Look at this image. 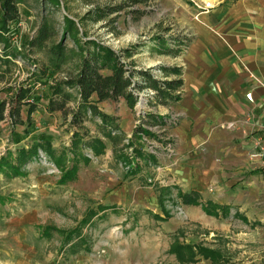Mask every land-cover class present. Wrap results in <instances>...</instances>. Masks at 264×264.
Returning a JSON list of instances; mask_svg holds the SVG:
<instances>
[{"label": "rangeland", "instance_id": "374dc122", "mask_svg": "<svg viewBox=\"0 0 264 264\" xmlns=\"http://www.w3.org/2000/svg\"><path fill=\"white\" fill-rule=\"evenodd\" d=\"M61 1L51 8L41 0H17L19 31L4 32L11 44L20 48L23 38L34 33L41 14L47 13L53 17L54 40L62 41L67 49L75 48L70 35L61 29L62 15L69 14L80 20L81 40L103 42L120 54L126 66L171 78L176 74L161 66L178 64L172 57H164L161 48L183 47L190 35L183 24L184 5L195 6L193 2L200 0ZM96 6L112 9L96 20L81 17ZM2 53L0 38V58ZM23 54L7 58L10 62L0 60V99H10L14 88L24 83L34 67L31 58L38 60L37 65L47 63L43 50L28 52L27 58ZM62 63L42 78L50 82L54 77H66L74 60L68 57ZM177 88L171 92L178 93ZM33 89L40 97L28 115V104H22L21 123L7 117L0 120V155L8 149L15 152L17 145L27 147L28 140L40 133L53 153L62 155L63 162L56 164L43 150L44 156L20 162L21 172L14 176L0 168V264H264V170L252 171L253 167L262 170L253 159L226 164L212 146L209 163L199 143L193 148L180 145L172 127L182 113L171 105L157 106L149 97L148 86L134 90L133 105L122 97L97 102L114 117L115 124L108 127L112 136H119L117 145L103 135L101 118L87 111L77 129L82 133L80 153L73 156L70 143L76 127L69 124V114L47 109L46 83L36 80ZM69 104L74 105V100ZM23 128L30 130L26 134ZM14 132L23 137L15 141ZM89 135L104 141L100 153L82 144ZM120 146L122 149H115ZM72 165L70 176L61 180L62 171ZM191 188L200 192L202 201L210 198L230 204L228 215L214 216L199 204L181 201L177 190ZM235 209L247 220L233 216ZM253 220L258 221L251 224ZM175 238L219 248L223 261L216 263L199 252L191 260L184 259L186 253L176 257L169 249Z\"/></svg>", "mask_w": 264, "mask_h": 264}, {"label": "trees", "instance_id": "16d2710c", "mask_svg": "<svg viewBox=\"0 0 264 264\" xmlns=\"http://www.w3.org/2000/svg\"><path fill=\"white\" fill-rule=\"evenodd\" d=\"M139 1V0H133ZM43 5L51 6V8L58 7L61 0H41ZM65 6V5H64ZM118 6H121L119 4ZM118 8V7H117ZM112 7L108 10L104 7H93L81 16L82 18L89 17L93 20L101 18L111 12ZM20 20L19 11L17 7V0H0V38L2 40L3 55L0 60L10 62L9 57L25 54L28 57V52H39L43 50L46 54L47 63L43 61L37 65V59L34 60L33 69L28 71V75L24 79V83L18 84L13 91L10 99H0V120L6 117L11 119L14 123L22 122L20 118V108L22 104H28L26 107V115L36 107L37 100L40 94L33 89V83L42 81L47 84L48 92L46 93V105L50 111H58L63 116L69 114V124H74L76 129L72 131L70 150L73 156L80 153L78 150V142L82 139L81 132L77 129L82 126V122L86 116V112H90L93 116L101 118V130L103 135L108 136L114 145H117L118 135L112 136L111 129L108 127L111 122L113 124V116L109 115L98 107L97 102L100 99H117L122 97L127 104L133 105L135 102V89H143V87H151L154 91L149 94L152 101L167 103L178 98L179 94L171 92L172 89L179 87L182 83L181 72L179 65L163 64L161 69L167 73H175L176 76L171 78L155 77L147 68H139L136 66H126L121 60L120 54L109 45L104 44L92 38L82 39L79 36L78 23L74 17L69 14L62 15V33H68L74 41L76 47L68 48L60 40H54L53 35L56 32L54 27L53 17L47 13L41 14L40 21L34 29V33L28 37H24L20 42L21 47L18 48L11 44L9 35L4 32L13 34L18 32V22ZM51 39V40H50ZM50 40L49 42H47ZM188 40V36L183 41V47L179 45L163 46L162 52L169 54L180 53ZM70 52H69V51ZM128 50H125V54ZM23 54V55H24ZM68 57L74 60V67L66 74V77H54L48 82L47 79L42 78L44 75H50V71H54L63 65V61H67ZM76 58V59H75ZM105 69V71L103 70ZM135 77V79L133 78ZM29 78L32 80L29 81ZM137 93V92H136ZM92 94L95 95L92 99ZM74 100L75 104H69ZM115 124V123H114ZM113 124V125H114ZM30 129H22L23 133L27 134ZM15 133V141H19L23 135L18 132ZM85 147H89L95 154L100 153L104 148V141L101 137L96 135L90 136L82 142ZM16 150L13 152L8 149L5 154L0 155V168L14 176L20 173L19 163L25 162L28 159L37 156L38 150L47 151L56 164H62V155L57 153L55 155L52 147L47 142V139L40 136V133L34 134L32 141L28 143L27 147L23 145L15 146ZM115 149H122V147H115ZM84 156V155H83ZM124 157V155H123ZM86 159V156L82 157ZM138 165V164H136ZM135 165V166H136ZM75 165L69 169H64L60 174L61 180H65ZM135 168V167H134ZM181 201L186 204H199L202 210L214 216L228 215L230 204L218 202L216 200L205 198L201 200L200 192L191 188L189 191L177 190ZM167 212V211H166ZM158 216V215H157ZM233 216H239L246 221L247 216L241 213L238 209L233 211ZM258 220H253L250 223L254 224ZM169 249L174 252L176 257H181L185 254L184 259H193L195 252H199L202 257L210 258L216 263L222 262V253L219 248L204 246L201 244H190L188 242L180 241L175 238L170 244ZM188 256V257H187ZM182 258V257H181Z\"/></svg>", "mask_w": 264, "mask_h": 264}, {"label": "crops", "instance_id": "0c3cea01", "mask_svg": "<svg viewBox=\"0 0 264 264\" xmlns=\"http://www.w3.org/2000/svg\"><path fill=\"white\" fill-rule=\"evenodd\" d=\"M210 2L207 9L184 5L188 40L180 53H162L182 69V84L176 89L179 96L156 103L182 113L172 127L180 145L193 148L199 143L209 163L213 146L222 162L251 158L262 168L252 171H263L264 0ZM248 89L253 101L243 96Z\"/></svg>", "mask_w": 264, "mask_h": 264}, {"label": "built area", "instance_id": "2783aa9c", "mask_svg": "<svg viewBox=\"0 0 264 264\" xmlns=\"http://www.w3.org/2000/svg\"><path fill=\"white\" fill-rule=\"evenodd\" d=\"M193 4L195 5V7H197V8H199V9H207V8H209L210 6H211V2H210V0H200V1H198V2H193ZM153 89L151 88L150 90H149V94H151V93H153ZM243 96H245V98L248 100V101H253V99H254V97H253V95H252V91L250 90V89H248V90H245V92H244V94H243ZM261 100H264V93L263 94H261ZM6 119V118H5ZM43 150H41V149H39L38 150V153H37V155H38V157L40 156H44V155H42L43 153ZM39 157V158H40Z\"/></svg>", "mask_w": 264, "mask_h": 264}]
</instances>
